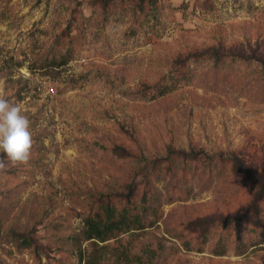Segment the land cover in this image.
Instances as JSON below:
<instances>
[{
	"label": "rangeland",
	"instance_id": "1",
	"mask_svg": "<svg viewBox=\"0 0 264 264\" xmlns=\"http://www.w3.org/2000/svg\"><path fill=\"white\" fill-rule=\"evenodd\" d=\"M140 2L0 0L34 139L0 152V264H264V0ZM128 198L144 227L85 239Z\"/></svg>",
	"mask_w": 264,
	"mask_h": 264
},
{
	"label": "clouds",
	"instance_id": "2",
	"mask_svg": "<svg viewBox=\"0 0 264 264\" xmlns=\"http://www.w3.org/2000/svg\"><path fill=\"white\" fill-rule=\"evenodd\" d=\"M34 139L31 122L18 104L11 103L0 94V152L13 167L27 165ZM7 168L4 158H0V171Z\"/></svg>",
	"mask_w": 264,
	"mask_h": 264
},
{
	"label": "trees",
	"instance_id": "3",
	"mask_svg": "<svg viewBox=\"0 0 264 264\" xmlns=\"http://www.w3.org/2000/svg\"><path fill=\"white\" fill-rule=\"evenodd\" d=\"M158 0H141V6L150 5ZM129 206L117 209L115 204L106 202L101 205L99 210L90 212L84 218V237L86 240L107 241L118 237L120 234L131 229L142 228L145 226L136 212H133L131 198L127 199ZM135 206V205H134ZM221 252V251H220ZM93 264V260H89Z\"/></svg>",
	"mask_w": 264,
	"mask_h": 264
}]
</instances>
